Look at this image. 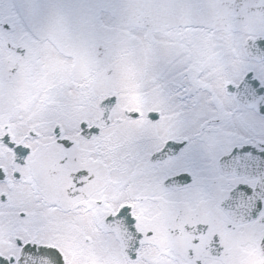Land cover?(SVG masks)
I'll return each mask as SVG.
<instances>
[{
	"label": "snow or ice",
	"instance_id": "snow-or-ice-1",
	"mask_svg": "<svg viewBox=\"0 0 264 264\" xmlns=\"http://www.w3.org/2000/svg\"><path fill=\"white\" fill-rule=\"evenodd\" d=\"M0 264H264V0H0Z\"/></svg>",
	"mask_w": 264,
	"mask_h": 264
}]
</instances>
